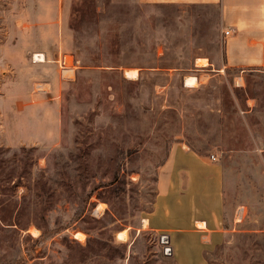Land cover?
<instances>
[{
	"label": "rangeland",
	"instance_id": "rangeland-1",
	"mask_svg": "<svg viewBox=\"0 0 264 264\" xmlns=\"http://www.w3.org/2000/svg\"><path fill=\"white\" fill-rule=\"evenodd\" d=\"M25 2L0 0V90L11 45L38 42L16 28ZM70 7L75 71L62 85L59 144H3L0 114V264H176L144 219L162 166L181 146L214 154L223 169L228 231L211 264H264V70L221 67L220 6ZM200 57L209 66H199ZM188 75L197 85L185 83ZM39 183L53 196L40 199ZM42 199L52 203L44 218L34 214ZM122 230L126 240L117 237Z\"/></svg>",
	"mask_w": 264,
	"mask_h": 264
},
{
	"label": "crops",
	"instance_id": "crops-1",
	"mask_svg": "<svg viewBox=\"0 0 264 264\" xmlns=\"http://www.w3.org/2000/svg\"><path fill=\"white\" fill-rule=\"evenodd\" d=\"M139 2L219 5L222 29L231 30L224 36L221 67L264 70V0ZM25 3L21 11L27 15L25 22L15 27L32 31L29 38L38 42H29L27 48L18 44V39L6 53L11 66L4 69L8 79L0 90L1 126L5 133L2 142L11 146H56L62 138V85L67 81L63 76L75 71L62 72L60 63L64 55H72L69 46L73 32L67 17L71 0ZM52 45L56 48L52 49ZM37 53L43 59H34ZM37 85H41L40 89ZM222 181V166L211 156H199L188 147L172 152L162 166L154 208L144 222L159 235H169L171 257L176 264H211L210 255L225 241L228 229Z\"/></svg>",
	"mask_w": 264,
	"mask_h": 264
},
{
	"label": "built area",
	"instance_id": "built-area-1",
	"mask_svg": "<svg viewBox=\"0 0 264 264\" xmlns=\"http://www.w3.org/2000/svg\"><path fill=\"white\" fill-rule=\"evenodd\" d=\"M224 32V36H228L231 32L230 29H225L223 30ZM72 57V55H69ZM34 59H35V55H34ZM61 68H62V72H65V71H69L70 69L72 71H74V66L75 65L73 63V58L71 60V63L68 59V56L67 55H64L62 58H61ZM65 79H71L72 76L70 74H64L63 76ZM40 86L41 85H37V87L40 89ZM213 159H215V155L213 154L211 156ZM244 214V207H241L239 210H238V213L237 215H239V217L241 218ZM160 244L162 245V250L164 252V254L166 255H172L173 254V245H172V242H171V239L169 237L168 234L166 233H163V234H160Z\"/></svg>",
	"mask_w": 264,
	"mask_h": 264
},
{
	"label": "bare ground",
	"instance_id": "bare-ground-1",
	"mask_svg": "<svg viewBox=\"0 0 264 264\" xmlns=\"http://www.w3.org/2000/svg\"><path fill=\"white\" fill-rule=\"evenodd\" d=\"M38 57L40 58V59H42L43 58V55L42 54H40V55H38ZM39 58H37V59H39ZM208 60H207V58H198V60H197V64L198 65H200V66H206V65H208ZM126 71V70H125ZM126 74H127V76H129V77H131V78H135L137 75H138V70L137 69H135V68H131V69H128L127 71H126ZM185 83L188 85V86H195V85H197V83H198V79H197V77H195L194 75H188V76H186V78H185ZM36 231H38L37 229H35V232ZM34 232V233H35ZM76 236L78 237V238H83L84 237V233H82V232H77L76 233ZM117 237L119 238V239H121V240H126V237H127V234H126V230H122V231H119L118 233H117Z\"/></svg>",
	"mask_w": 264,
	"mask_h": 264
},
{
	"label": "trees",
	"instance_id": "trees-1",
	"mask_svg": "<svg viewBox=\"0 0 264 264\" xmlns=\"http://www.w3.org/2000/svg\"><path fill=\"white\" fill-rule=\"evenodd\" d=\"M163 4H166V3H163ZM117 153L119 154L120 153V151L118 150L117 151ZM119 169V166H118V164H117V170ZM117 173V172H116ZM115 173V174H116ZM38 193H37V196L38 197H40V199L42 198V197H44V196H46V197H51V196H53L52 195V193L50 192V189L48 190V189H46L45 188V186L43 185V184H38ZM52 206V203H50L49 205H47L46 203H45V199H42V202H41V205H39V206H37L36 207V209H34V214H36V215H40L41 216V218H44V212L46 211V209L47 208H49V207H51ZM220 246V245H219ZM218 246V247H219ZM217 247V248H218Z\"/></svg>",
	"mask_w": 264,
	"mask_h": 264
}]
</instances>
